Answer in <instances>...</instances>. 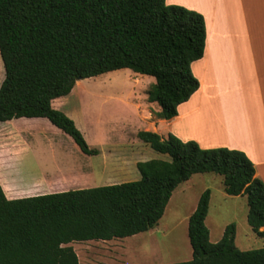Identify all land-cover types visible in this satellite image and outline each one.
Here are the masks:
<instances>
[{
  "label": "trees",
  "instance_id": "obj_1",
  "mask_svg": "<svg viewBox=\"0 0 264 264\" xmlns=\"http://www.w3.org/2000/svg\"><path fill=\"white\" fill-rule=\"evenodd\" d=\"M205 39L200 14L165 0H0V123L47 119L83 154L95 156L98 151L52 102L80 80L130 70L154 78L147 101L160 110L152 114L171 120L199 88L191 64L202 58ZM137 138L169 157L137 163L138 181L17 200H8L0 185V264H79L70 243L147 233L176 188L196 174L218 175L227 196L244 197L246 222L264 240V184L244 153L201 149L151 131ZM210 195L202 193L188 219L192 259L173 264H264V248H236L234 224L210 242Z\"/></svg>",
  "mask_w": 264,
  "mask_h": 264
},
{
  "label": "crops",
  "instance_id": "obj_2",
  "mask_svg": "<svg viewBox=\"0 0 264 264\" xmlns=\"http://www.w3.org/2000/svg\"><path fill=\"white\" fill-rule=\"evenodd\" d=\"M165 4L194 11L204 19L203 55L191 64L199 88L177 107V115L171 120L154 117L152 112L160 109L158 104L148 103L146 94H132V113L161 138L172 135L182 142L194 141L201 149L226 148L244 153L254 166L255 177L264 184V0H165ZM136 76L134 79L139 78ZM152 79H147L150 84L155 82ZM69 95L68 102L81 96L75 91ZM60 99L54 100L52 107L73 119L84 135L82 125L65 111L68 104L54 107L55 102H62ZM31 123L46 127L45 134L39 133V142L51 160L36 156ZM103 146V150L94 149L97 155L87 156L44 118L0 123V185L5 197L31 198L95 188L96 179L101 180L102 187L115 184H109L108 179L134 178L137 163L144 162L142 144L133 149L128 139L106 138ZM121 183L124 181L117 184ZM119 240L123 239L67 246L72 247L79 264H106L111 257L120 259L119 253L111 251L115 247L120 250Z\"/></svg>",
  "mask_w": 264,
  "mask_h": 264
},
{
  "label": "rangeland",
  "instance_id": "obj_3",
  "mask_svg": "<svg viewBox=\"0 0 264 264\" xmlns=\"http://www.w3.org/2000/svg\"><path fill=\"white\" fill-rule=\"evenodd\" d=\"M135 75L138 74L130 70H118L80 80L73 88V92L80 93V99L68 102L69 95L61 98L62 102H55L54 107H61L62 103L68 104L65 111L82 125L85 137L77 129L91 149L103 150L106 138L128 139L132 141L133 149H139L140 143L142 144L144 161H169L167 155L155 152L137 138V132L149 129H146L147 124L138 120V114L132 113L129 100L133 93L136 97L146 94L150 84L147 79L152 78L138 75L139 78L134 79ZM3 79L4 69L0 59V84ZM29 127L34 130L36 138L33 146L36 156L42 161L47 158L51 160L50 153L39 142V133L45 134L46 127L35 123H31ZM34 163L35 160H32L31 164ZM134 178L130 176L125 179H108V183L138 181L140 175L137 171ZM190 181L188 185H179L173 192L158 226L147 233L119 240L120 245L117 247L120 250L115 247L111 251L119 253L120 259H110L120 261L121 264H173L190 261L192 251L187 236L188 218L205 190L211 192L205 219L211 243L218 242L225 227L234 224V243L237 249L252 251L264 248V240L258 238L246 222L248 208L244 197L227 196L223 191L222 178L218 175L196 174ZM101 184V180L96 179L95 187H100ZM111 260L105 263L115 264Z\"/></svg>",
  "mask_w": 264,
  "mask_h": 264
}]
</instances>
